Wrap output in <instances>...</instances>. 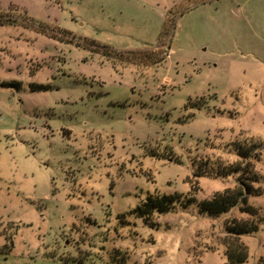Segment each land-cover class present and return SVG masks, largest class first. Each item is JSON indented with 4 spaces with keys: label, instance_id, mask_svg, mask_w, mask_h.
I'll return each mask as SVG.
<instances>
[{
    "label": "rangeland",
    "instance_id": "obj_1",
    "mask_svg": "<svg viewBox=\"0 0 264 264\" xmlns=\"http://www.w3.org/2000/svg\"><path fill=\"white\" fill-rule=\"evenodd\" d=\"M6 18L0 264H225L233 220L260 224L241 241L264 264V0H0ZM250 141L258 218L131 214L149 195L234 187L243 176L195 165L237 164Z\"/></svg>",
    "mask_w": 264,
    "mask_h": 264
},
{
    "label": "trees",
    "instance_id": "obj_2",
    "mask_svg": "<svg viewBox=\"0 0 264 264\" xmlns=\"http://www.w3.org/2000/svg\"><path fill=\"white\" fill-rule=\"evenodd\" d=\"M9 18L0 20V26H12ZM34 23V22H33ZM92 41L95 44L96 41ZM97 44V43H96ZM78 47L81 45L78 43ZM102 51L103 56L108 58H120L118 51L108 45L101 44L97 46ZM97 52V50L95 51ZM100 52V51H98ZM97 52V53H98ZM133 55L139 54L133 52ZM142 54V53H141ZM19 86V83L15 84ZM51 89L48 85L31 84V92H47ZM234 151L238 157L237 164H227L220 160L213 163L196 164L195 178H203L214 176L216 178H229L240 175L243 178L237 181L234 187H228L222 192L215 193L212 198L198 201L196 194L200 191L198 186H193L191 192L187 194L174 193L170 195H149L146 201L142 202L137 208L131 211L138 218H141L148 226L155 227L152 223V217L155 214L166 215L171 213L177 206L187 209L192 205H196L199 213L204 216L221 217L228 214L233 209L240 207L242 213L250 215L253 219L259 217V209L248 203L250 196H260L254 184L259 182L260 176H257L253 160L256 158L255 143H235ZM245 176H250L246 179ZM228 234L233 238L231 245H228L226 251L227 261L225 264H246L249 257V248L241 241V237L245 235H253L260 230V224L254 220H233L226 228Z\"/></svg>",
    "mask_w": 264,
    "mask_h": 264
},
{
    "label": "crops",
    "instance_id": "obj_3",
    "mask_svg": "<svg viewBox=\"0 0 264 264\" xmlns=\"http://www.w3.org/2000/svg\"><path fill=\"white\" fill-rule=\"evenodd\" d=\"M0 27H1L0 29H4V28H8V27H13V26H5V27L0 26Z\"/></svg>",
    "mask_w": 264,
    "mask_h": 264
}]
</instances>
